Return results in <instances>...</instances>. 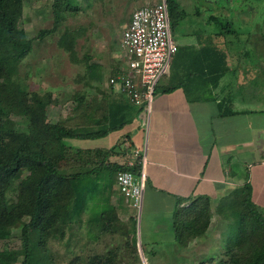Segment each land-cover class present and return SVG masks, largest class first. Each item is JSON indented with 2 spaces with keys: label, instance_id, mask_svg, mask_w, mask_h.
Wrapping results in <instances>:
<instances>
[{
  "label": "crops",
  "instance_id": "crops-1",
  "mask_svg": "<svg viewBox=\"0 0 264 264\" xmlns=\"http://www.w3.org/2000/svg\"><path fill=\"white\" fill-rule=\"evenodd\" d=\"M26 1L23 19L28 21ZM178 2L185 11L195 8L190 14L192 25L175 42L179 50L158 81L147 127H143L138 114L122 130L125 133L104 148L110 149L122 141V150L127 154L116 157L121 165L130 162L131 151L143 150L147 179L139 224L140 230L145 224L146 249L152 264H216L227 258L230 242L236 237V231L231 236L227 233L234 230V208H244L247 187L252 203L264 209V108L260 104V87L256 85V75L264 66L254 67L261 60L255 56L251 59L247 51L255 54L264 46L262 19H255L254 10L236 15V1L226 0L227 8L203 19L206 25L202 29L199 23L203 12L196 3L212 1ZM39 4L35 3L34 9ZM235 15L245 24L252 23L248 37L235 28ZM131 16L120 36L117 70L127 66L121 44ZM212 17L218 21H211ZM212 24L221 25L219 31H212ZM256 30L258 33L252 36ZM243 35L247 44L242 47ZM247 62L253 67H245ZM133 126L143 133L137 145L129 129ZM124 140L131 145L130 152L124 148ZM204 200L209 201L210 225L203 235L192 237L183 245L174 230L177 214L187 218L185 212L195 202ZM130 212L133 213L131 208ZM165 249L169 254L165 255ZM171 255L175 259L165 257ZM164 257L165 260L160 259Z\"/></svg>",
  "mask_w": 264,
  "mask_h": 264
},
{
  "label": "trees",
  "instance_id": "trees-1",
  "mask_svg": "<svg viewBox=\"0 0 264 264\" xmlns=\"http://www.w3.org/2000/svg\"><path fill=\"white\" fill-rule=\"evenodd\" d=\"M166 3L171 28L178 27L186 11L178 0ZM59 6L57 0L56 22ZM23 10L24 0H0V79L5 81H10L15 66L33 49V40L21 26ZM211 21L217 22L218 18L212 17ZM55 29L42 30L39 38L51 35ZM67 37H62L59 45L72 51ZM95 68L100 69L87 65L91 79L98 76ZM80 99L84 108H73L65 119L54 124L47 117L51 94H31L15 83H0V243L9 239L17 227H22L23 240L21 250H0V264H46L41 254L52 238L63 235L84 212H91L90 222H101L108 213V206H104L109 205L110 197L114 193L123 197L116 176L128 168L112 161L127 154L122 145L112 149L74 148L70 141L96 140L122 131L133 123L140 109L119 92L101 100L93 97L95 106L84 103L85 96ZM7 110L28 118L29 131L7 129L3 124ZM22 173L25 177L20 182L19 198L10 202L7 194ZM251 196L247 187L244 208L233 210L237 234L229 245V264H264V209L255 206ZM185 213L187 218L177 214L174 225L177 240L183 245L207 231L209 201H197Z\"/></svg>",
  "mask_w": 264,
  "mask_h": 264
},
{
  "label": "rangeland",
  "instance_id": "rangeland-1",
  "mask_svg": "<svg viewBox=\"0 0 264 264\" xmlns=\"http://www.w3.org/2000/svg\"><path fill=\"white\" fill-rule=\"evenodd\" d=\"M56 1H26L28 21L22 19L21 26L24 29L27 27L28 33H26L28 38L33 40V49L19 65L15 66L10 81L0 79V83H15L31 94H51L52 104L48 106L47 117L48 121L54 124L65 119L73 108H84L81 106L82 101L80 99L83 96H85L84 103L87 102L89 106L90 104L95 106L92 102L93 97L101 100L116 92L110 85V79L116 72L113 70L117 67L123 25L136 9L155 4L160 0H60L58 22H56L54 13ZM205 1L212 2H210L211 4L196 3L203 12L199 23L202 29L206 25L202 22L203 19H207L213 13L218 12L220 14L228 6L226 0ZM235 1L236 15L242 11L247 14V12L254 10L256 12L255 19H262L260 26L263 37L261 41L264 44V0ZM35 3H40L38 7L40 11L37 7L34 9ZM185 9L188 12V17L178 27L171 28L172 37L177 43L185 32H189L192 25L190 14L195 8ZM236 15L233 17L235 28L248 37V30L253 28L251 27L253 26L252 23L245 24ZM220 27L221 25L212 24L209 28L212 31H219ZM52 28L56 29L51 35L39 38L42 30ZM255 29L258 30V27ZM257 30L253 33L251 31V35L257 34L259 31ZM65 35H68L66 43L73 45L72 51L61 48L59 45L60 39ZM70 35L75 36V40H72ZM246 44L243 35L240 45L243 47ZM238 46L237 43L236 47ZM247 51H249L251 59L255 56L261 60L254 67L264 66V46L260 50H255V54L252 50L247 49ZM93 64L101 68L99 70L94 69L95 73L98 72V76L96 75L94 79H91L87 65ZM244 66L253 67L248 62ZM256 79V85L257 87L259 85L261 90L260 104L264 108V68L259 76L256 75ZM157 90L154 93L155 97ZM255 100H258L257 96ZM3 124L7 129L16 132L25 133L29 131V119L9 110L6 112V119ZM129 129H132L133 142L136 145L139 144L143 133L138 132L134 126ZM124 133L125 130L112 133L101 139L70 141V144L74 148L106 147L112 141H117ZM124 141L126 143V140ZM119 144L121 146L123 142L120 141ZM124 148L131 151V147L125 146ZM129 155H135V152L131 151ZM112 161H117L116 157H113ZM24 177L25 174L22 173L20 179L13 183L7 194L10 202L18 200V189ZM108 204L104 206H108L106 208L108 213L101 222H90L91 212H84L79 221L73 222L65 229L63 235L52 238L41 254L44 262L46 264H145L141 258L143 253L146 263L152 264L146 249L145 224L140 230V224L137 223L135 215L130 212L128 204L118 193H114L110 197ZM21 231L22 227L13 229L11 237L0 243V250L23 249ZM234 233L235 230H230L227 236ZM164 245H168V243L165 242ZM164 251L166 252L165 255L170 252L167 249ZM165 257L169 260L175 259L174 255ZM165 257L160 259L165 260ZM216 264H229V258H223L221 262Z\"/></svg>",
  "mask_w": 264,
  "mask_h": 264
},
{
  "label": "built area",
  "instance_id": "built-area-1",
  "mask_svg": "<svg viewBox=\"0 0 264 264\" xmlns=\"http://www.w3.org/2000/svg\"><path fill=\"white\" fill-rule=\"evenodd\" d=\"M121 45L127 66L114 73L110 85L140 109L143 127H147L155 88L179 50L171 34L166 0L135 10L123 31ZM125 146L131 147L128 143ZM126 166L128 170L117 174L116 184L138 223L147 179L143 150L130 155Z\"/></svg>",
  "mask_w": 264,
  "mask_h": 264
},
{
  "label": "water",
  "instance_id": "water-1",
  "mask_svg": "<svg viewBox=\"0 0 264 264\" xmlns=\"http://www.w3.org/2000/svg\"><path fill=\"white\" fill-rule=\"evenodd\" d=\"M141 258H142V261H143L145 264H147V263H146V260H145V257L143 256V253L141 254Z\"/></svg>",
  "mask_w": 264,
  "mask_h": 264
}]
</instances>
